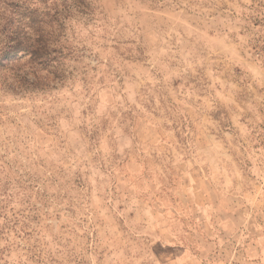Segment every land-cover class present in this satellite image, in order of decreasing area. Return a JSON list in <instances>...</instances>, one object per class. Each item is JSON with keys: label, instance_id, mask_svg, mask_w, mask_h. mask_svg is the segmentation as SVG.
Here are the masks:
<instances>
[{"label": "rangeland", "instance_id": "rangeland-1", "mask_svg": "<svg viewBox=\"0 0 264 264\" xmlns=\"http://www.w3.org/2000/svg\"><path fill=\"white\" fill-rule=\"evenodd\" d=\"M77 1L0 68V264H264V0Z\"/></svg>", "mask_w": 264, "mask_h": 264}, {"label": "trees", "instance_id": "trees-1", "mask_svg": "<svg viewBox=\"0 0 264 264\" xmlns=\"http://www.w3.org/2000/svg\"><path fill=\"white\" fill-rule=\"evenodd\" d=\"M34 0H0V68L9 69L11 57L24 53L29 56L27 73L15 74L11 90L41 88L38 74L46 68L57 70L64 57V45L59 44L66 20L71 16L77 0L43 2L39 12ZM27 75L32 76L29 79Z\"/></svg>", "mask_w": 264, "mask_h": 264}, {"label": "snow or ice", "instance_id": "snow-or-ice-1", "mask_svg": "<svg viewBox=\"0 0 264 264\" xmlns=\"http://www.w3.org/2000/svg\"><path fill=\"white\" fill-rule=\"evenodd\" d=\"M0 43H2V42H0Z\"/></svg>", "mask_w": 264, "mask_h": 264}]
</instances>
